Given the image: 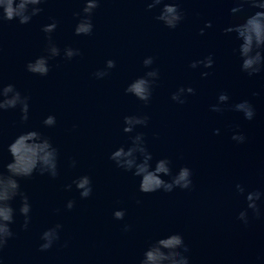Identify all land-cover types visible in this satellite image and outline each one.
<instances>
[{
    "label": "water",
    "instance_id": "obj_1",
    "mask_svg": "<svg viewBox=\"0 0 264 264\" xmlns=\"http://www.w3.org/2000/svg\"><path fill=\"white\" fill-rule=\"evenodd\" d=\"M180 5L185 18L171 30L155 20L158 9L146 10L144 0H100L89 36L73 34V13L80 11L81 0H47L29 24H0V81L30 97L25 124L18 110L0 114V161L10 160L6 146L24 127L40 130L60 151L56 179L34 174L20 182L32 204L31 221L22 229L23 217L17 215L14 236L0 251L4 264H137L147 243L173 232L188 244L191 264H264V216L256 218L249 210L247 225L237 220L246 204L235 191L236 183L246 191L264 190V73L247 77L239 71L232 52L236 42L222 33L236 20L228 15L226 0H180ZM50 18L58 21L53 41L81 54L71 60L56 57L47 77L33 76L24 65L42 54L46 41L40 29ZM206 20L213 26L199 35ZM209 53L214 54L212 69L188 66ZM148 55L160 75L145 106L124 87L143 75L141 61ZM107 59L115 67L95 79L92 74ZM201 71L210 75L201 78ZM180 86L195 90L183 105L170 99ZM221 91L229 95L228 104L212 112ZM244 99L255 109L250 121L231 108ZM48 114L56 117L53 128L41 124ZM127 114L149 116L147 127L137 130L145 133L155 157H170L174 168L190 167L192 191L140 193L138 178L108 159L114 147L128 143L121 131ZM233 132H242L245 142L232 141ZM69 157L76 167L68 166ZM82 174L93 183L87 199H80L74 186L71 191L63 187ZM68 199L74 200L71 210L64 207ZM117 208L125 209L121 221L112 217ZM56 223L62 225L59 240L40 251V233ZM124 224L129 231H122Z\"/></svg>",
    "mask_w": 264,
    "mask_h": 264
},
{
    "label": "clouds",
    "instance_id": "obj_2",
    "mask_svg": "<svg viewBox=\"0 0 264 264\" xmlns=\"http://www.w3.org/2000/svg\"><path fill=\"white\" fill-rule=\"evenodd\" d=\"M146 10L158 9L155 20L168 29H176L185 18L180 0H144ZM47 0H0V24L15 21L19 25L29 24L33 17L39 15ZM228 15L235 17V22H229L222 28V33L232 36L236 46L233 54L239 60V71L247 77H254L264 73V0H226ZM82 7L79 12H74L77 17L73 34L75 36H89L93 32V15L100 5V0H81ZM58 26V21L50 18V22L41 26L45 36V46L42 54L29 60L24 65V70L33 76L47 77L51 65L50 61L56 57L71 60L79 56L80 50L65 45L61 49L52 39V34ZM212 21L206 20L199 29L203 35L205 29L212 28ZM154 57L145 56L141 64L145 71L143 75L131 79L124 87V93L134 97L137 101L147 106L152 99L154 88L159 80V71L152 67ZM215 63L214 54L209 53L202 59L193 60L188 66L196 69H212ZM115 67L113 59L104 62L103 69L96 70L92 75L95 79H103L109 70ZM209 71H201V78L208 77ZM195 94L191 86L177 87L170 95L171 101L178 105L185 103L188 95ZM258 93H253L257 95ZM229 95L221 91L216 97V103L210 105V111L222 112L227 105ZM233 111L241 113L245 120H252L255 116L253 105L247 100H240L231 105ZM9 110H18L19 121L23 125L29 120L30 97L22 94L13 83L0 81V114ZM56 117L53 114L45 116L41 124L45 128L56 126ZM149 116L147 114H127L122 117L121 131L127 135V144H120L113 148L108 159L117 169L131 173L138 178L137 191L144 194L156 192L171 193L174 190L192 191L194 187L193 173L190 167L179 165L174 168L173 160L168 156L155 157L149 150L145 133L138 128L147 127ZM75 128V125H73ZM219 129H214L213 134H219ZM155 137V134H153ZM242 132H233L231 140L237 144L245 142ZM10 160L6 163L0 161V251L7 242L13 238L14 232L11 225L16 223V217H23L20 225L27 229L31 221L32 204L29 196L21 188V181L30 179L34 174L56 179L60 171V151L52 139L40 130L24 127L6 146ZM76 160L69 157L68 166L76 167ZM75 188L80 199H87L92 195L93 183L88 174H82L65 184L64 190L71 191ZM237 194L244 196L246 207L241 209L236 219L247 225L249 210L252 216H264V190L254 189L246 191L245 187L235 184ZM16 202V206L13 204ZM140 204V200H136ZM74 200L68 199L64 207L71 210ZM113 219L121 221L125 217V209L117 208L112 211ZM130 226L124 224L122 231H129ZM62 229L60 223L46 228L40 233V251H47L59 240ZM0 264H4L0 256ZM137 264H191L190 249L184 237L173 232L152 239L143 248Z\"/></svg>",
    "mask_w": 264,
    "mask_h": 264
}]
</instances>
